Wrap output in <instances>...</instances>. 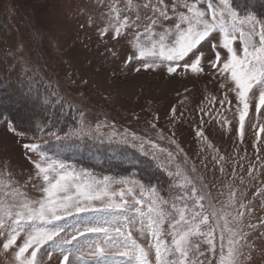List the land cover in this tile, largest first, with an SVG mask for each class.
I'll return each instance as SVG.
<instances>
[{
	"label": "rangeland",
	"instance_id": "374dc122",
	"mask_svg": "<svg viewBox=\"0 0 264 264\" xmlns=\"http://www.w3.org/2000/svg\"><path fill=\"white\" fill-rule=\"evenodd\" d=\"M254 1L256 10L240 13L236 9L238 14L250 12L264 20V0L240 3L249 6ZM110 2L0 0V180L29 198H39L43 180L37 177L34 162L43 153L97 180L109 177L116 190L124 187L122 180L139 181L155 186L168 199L190 193L195 186L206 197L203 203L209 211H227L229 220L243 214L232 225L241 251L250 254V264H264V106L257 107L260 85L249 93L241 135L239 111L243 105L238 89L227 73L218 71L227 58V50L220 45L221 34L217 31L197 46V54H204L202 72L184 68L185 62L195 58L191 53L184 61H157L146 69L143 64L151 60L141 58L133 45L136 32H143L149 23L144 17L152 16L151 10L138 9V29L125 28L120 36H115L114 29L102 34ZM125 2L119 0L117 7L123 9ZM143 2L134 0L135 4ZM165 3L171 15L172 0ZM198 7L206 8V4ZM136 11L121 13V17L128 15L134 20ZM173 23L164 22V27ZM161 30L156 26L157 32ZM234 47L240 51L239 40ZM216 51L221 62L213 69L209 62ZM168 67L176 71L169 73ZM60 104L66 107V115L72 111L77 116V124L63 136L56 134V126L49 125L53 121L47 119H54V108ZM9 118L15 131L9 130ZM74 132L80 135H72ZM53 140L60 141V150L72 152L59 153L51 144ZM25 144H37L39 149H25ZM86 157L97 163L96 170L86 166ZM139 191L137 188V196ZM120 215L121 210L87 211L55 221L50 227L64 231L42 247L40 264H61L63 254L79 255V250H84L87 264H93L87 257L88 245L102 241L103 235L85 233L72 240L74 229L83 231L84 225ZM133 236L147 247V237L141 238L135 230ZM6 238L0 236V264H17L16 248L5 252L2 247ZM22 242L23 235L18 238V244ZM226 247L225 241V252ZM75 255L70 260L75 261ZM149 259L154 262V253L150 252ZM113 261L129 264L118 254L109 257V264Z\"/></svg>",
	"mask_w": 264,
	"mask_h": 264
},
{
	"label": "snow or ice",
	"instance_id": "6c2138e0",
	"mask_svg": "<svg viewBox=\"0 0 264 264\" xmlns=\"http://www.w3.org/2000/svg\"><path fill=\"white\" fill-rule=\"evenodd\" d=\"M118 3L119 0H111L109 20L102 34L114 29L115 36H120L125 28L134 26L138 29L141 20L138 9L143 7L152 12V16L144 17L149 23L144 26L143 32H136L133 45L141 58L151 60V63L143 64L146 69L157 61H184L191 53L195 58L190 63L185 62L184 68H190L194 73L202 72L200 65L204 54H197V46L213 33L218 31L221 34L220 45L227 50V58L218 71L221 75L227 73L238 89L237 96L243 105L239 111L243 135L249 111V93L257 85L262 89L257 107L264 106V20L257 19L250 12L240 16L233 7V0H218V3L212 0L191 3L189 0H172L171 15L165 0H144L142 4L126 0L123 9L117 7ZM201 3H205L206 8L198 7ZM179 8L186 9V12L178 11ZM133 9H137L134 20L128 15L121 17V13ZM171 20L174 23L164 27V22ZM158 25L162 28L159 32L156 31ZM237 40L242 45L239 52L234 47ZM212 47L215 49L217 44L213 43ZM220 62L221 54L216 51L215 59L209 62L210 67L217 69ZM175 71V67H168L169 73ZM9 130L15 131L14 126L10 124ZM72 135L78 136L80 132ZM56 138L60 139L59 136ZM24 148L37 151L39 145L25 144ZM34 167L38 170L37 177L43 180L39 189L42 195L37 199L29 198L19 188H10L8 181L0 180V236L7 237L2 247L5 252L16 248L14 260L17 264H40L38 253L42 247L60 237L64 231L59 227H50L55 221L100 210H121V215L110 221L84 225L83 231L74 229L76 235L72 236L75 240L85 233L103 235L102 241L88 245L87 257L93 264H109V257L117 254L127 258L129 264H250L251 256L241 251L242 245L236 239L237 232L232 226L243 214L229 220L230 213L227 211L218 212L214 208L209 211L203 203L206 197L195 186L190 193L175 194L166 199L155 186H146L139 181L122 180L120 183L124 187L113 189V181L109 177L97 180L90 173L78 172L63 161L52 160L43 153L34 162ZM185 179L187 184H191V180ZM133 230L141 238L147 237V247L138 243ZM22 235L23 242L18 244ZM110 249L116 251L110 252ZM79 251V255L63 254L61 264H87L84 250ZM150 252L154 253V262L149 259ZM72 255H75V261L70 260Z\"/></svg>",
	"mask_w": 264,
	"mask_h": 264
},
{
	"label": "trees",
	"instance_id": "16d2710c",
	"mask_svg": "<svg viewBox=\"0 0 264 264\" xmlns=\"http://www.w3.org/2000/svg\"><path fill=\"white\" fill-rule=\"evenodd\" d=\"M242 2V0H233V6L240 12V13H244L246 11H249V10H256L257 9V2L254 1L255 4H248L249 6H247L246 4L244 3H240ZM255 5V6H254ZM259 8V7H258ZM252 10V11H254ZM257 14H261V11L259 10L258 12H256ZM264 12L262 11V14ZM15 68V67H14ZM13 68V69H14ZM50 89V88H49ZM55 112V116H54V119L51 118V116H49V118L47 119H50L53 121L52 124H49L51 126H56L55 128L57 129V132L56 134L58 135H65L69 130L72 129V127L77 124V116L74 112L70 111V114H67L66 115V107L64 106V104H60L59 106H55L54 108V111ZM57 112V113H56ZM10 120V124L13 125L14 124V121L12 118H9ZM54 128V127H53ZM60 141H52L51 144H53L52 146L54 147H57V145L59 144ZM62 144H65V141L63 140V143ZM69 147V146H68ZM58 148V147H57ZM59 150V153L63 154V153H71L72 151H68V149H63V150ZM82 151V149H81ZM88 159V161H86L87 163H85V161L83 160V163L86 164V166H89L91 168L94 169V166L97 164L96 162L94 161H91L88 157H86ZM124 168H122L121 170H123ZM96 170V169H94Z\"/></svg>",
	"mask_w": 264,
	"mask_h": 264
}]
</instances>
